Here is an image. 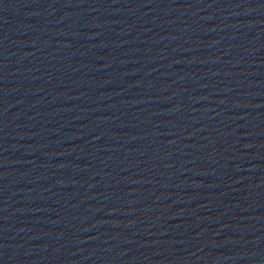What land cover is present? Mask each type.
I'll return each mask as SVG.
<instances>
[{"label": "water", "instance_id": "obj_1", "mask_svg": "<svg viewBox=\"0 0 264 264\" xmlns=\"http://www.w3.org/2000/svg\"><path fill=\"white\" fill-rule=\"evenodd\" d=\"M0 264H264V0H0Z\"/></svg>", "mask_w": 264, "mask_h": 264}]
</instances>
